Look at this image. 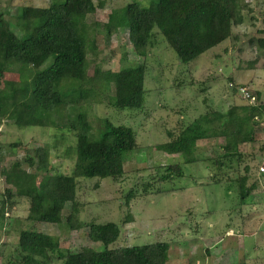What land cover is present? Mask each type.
<instances>
[{
	"label": "rangeland",
	"instance_id": "rangeland-1",
	"mask_svg": "<svg viewBox=\"0 0 264 264\" xmlns=\"http://www.w3.org/2000/svg\"><path fill=\"white\" fill-rule=\"evenodd\" d=\"M94 1L104 5L98 7L87 22H98L102 27L94 32L97 49L95 55L90 54L92 62L85 70L86 80L95 76L96 68L117 72L138 63L129 30L120 28L110 35L104 31L103 24L116 22L120 8L129 2L137 1L147 6L157 0ZM50 2L0 0V13L13 20L9 11L15 12L22 6L48 7ZM245 2L249 4L245 10L246 22L234 28L237 38L227 40L190 63H181L163 37H156L146 62L145 87L150 91L142 110H119L110 106L108 93L103 89L96 91V101L86 105L94 127V139L100 138L101 120L109 118L117 125L131 126L140 145V149L127 155L122 177L79 179L80 220L116 222L121 227L119 240L110 248L168 242L167 264H264V174L260 173L264 161V112L257 118L255 140L241 145V158L226 160L221 168L214 160L222 154L225 138L200 140L196 148L198 163H183L182 155H171L162 148L163 143L173 138L170 131L175 137L180 134L181 121L186 126L212 109L228 111L234 106L250 105L231 89L232 76L236 85L249 88L256 102L264 103V47L259 42L264 38V0ZM12 71L0 73L1 88L8 80H19L18 72ZM73 113L77 114L78 109ZM62 133L54 127L23 129L8 120L0 122V144L4 146V151L0 152V203L10 187L4 169L20 162L25 169L35 172L24 160L34 155L40 146L53 149L51 174L71 171L76 163L74 156L65 154L75 138L70 132ZM12 143H18L14 150L10 146ZM56 145L57 150L54 149ZM178 163H183L184 177L163 184L150 179L151 175H156V168ZM37 174L38 188L44 191L49 172L42 170ZM242 177L247 178V187L251 190L244 203L239 192ZM216 180L221 181L217 183ZM148 182L152 184V193L143 195ZM159 186L163 190L161 193L156 192ZM131 192L134 195L128 201ZM16 202L18 207L14 212L9 210L11 215L0 227V264H11L18 256L20 229L58 237L62 247L72 252L85 248L104 249L102 243L90 239L88 228L70 231L64 224L28 222V200L18 198ZM69 211L66 209L65 217Z\"/></svg>",
	"mask_w": 264,
	"mask_h": 264
},
{
	"label": "trees",
	"instance_id": "trees-1",
	"mask_svg": "<svg viewBox=\"0 0 264 264\" xmlns=\"http://www.w3.org/2000/svg\"><path fill=\"white\" fill-rule=\"evenodd\" d=\"M103 5L94 0H51L48 7L22 6L15 12L9 11L13 20L0 13V73L15 70L19 74V80H8L5 87H0V122L8 120L23 129L54 127L63 133L70 132L75 142L66 148L65 155L74 156L76 162L70 172L51 174L53 149L40 146L24 160L35 172L25 169L20 162L4 169L10 187L0 203V227L11 215L9 210L14 212L18 207L16 200L25 198L29 202L28 222L64 224L70 231L88 228L90 239L104 246L102 250L85 248L72 252L62 247L58 237L20 229L18 256L11 264H167L169 260L168 242L110 248L121 236L118 223L80 220L79 179L120 178L125 174L127 155L140 149L135 130L109 118L101 120L100 138L94 139L86 105L96 101V91L103 89L108 93L110 106L142 110L150 91L145 87L146 62L157 36L163 37L181 63H190L237 38L234 28L245 24L249 4L245 0H157L147 6L129 2L120 8L118 20L103 24V29L111 35L127 28L138 63L117 72L96 68L95 76L86 80L85 70L92 62L90 54L95 55L97 49L94 32L102 27L98 22L87 21ZM259 42L264 47V38ZM235 80L232 76L230 87L236 91ZM74 109H78L77 114ZM263 112L264 103L260 100L228 111L212 109L186 126L181 121L180 134L175 137L170 131L173 138L162 148L171 155H182L183 163H198L196 148L200 140L225 138L222 154L214 160L221 168L226 160L241 158V145L255 140L254 128ZM10 146L14 150L18 143ZM1 149L4 151L2 144L0 152ZM183 163L158 167L150 179L163 184L184 177ZM42 170L49 172L44 191L38 188L37 173ZM144 188L143 195L152 193L151 183ZM156 192L163 190L159 186ZM239 192L241 201L246 202L251 193L246 177L239 179ZM133 195L129 194L128 201ZM66 209L70 211L65 217Z\"/></svg>",
	"mask_w": 264,
	"mask_h": 264
},
{
	"label": "built area",
	"instance_id": "built-area-1",
	"mask_svg": "<svg viewBox=\"0 0 264 264\" xmlns=\"http://www.w3.org/2000/svg\"><path fill=\"white\" fill-rule=\"evenodd\" d=\"M233 87V85H232ZM237 93L246 101H248L250 104L256 103V97L250 92L249 88L242 85H236L235 86ZM260 173L264 174V162H262L260 166Z\"/></svg>",
	"mask_w": 264,
	"mask_h": 264
}]
</instances>
